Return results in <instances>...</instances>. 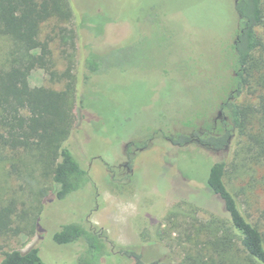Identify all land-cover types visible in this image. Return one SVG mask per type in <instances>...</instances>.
<instances>
[{
    "label": "rangeland",
    "instance_id": "374dc122",
    "mask_svg": "<svg viewBox=\"0 0 264 264\" xmlns=\"http://www.w3.org/2000/svg\"><path fill=\"white\" fill-rule=\"evenodd\" d=\"M75 1L87 14L86 56H98L99 69L90 73L84 65L87 79H80L81 48L58 35L50 44L52 71L60 77L71 68L72 79L52 80L35 68L22 71L21 82L24 89L58 91L72 84L75 128L67 147L90 180L59 200L52 165L39 162L35 151L0 147V206L14 210L13 231L0 232V261L5 252L36 247L46 264H79L88 248L83 239L67 245L53 239L76 223L104 246L98 264H185L191 244L181 228L171 232L174 215L197 223L221 218L231 226L223 201L207 185L220 161L228 163L225 181L241 211L264 232V165L242 162L238 131L219 151L190 139L220 133L223 120H215L225 101H253L248 88L230 99L235 71L227 69L225 50L238 30L236 0ZM56 24L45 23L40 39L54 37ZM64 26L80 28L75 19ZM258 33L264 56V25ZM18 49L0 37V65ZM133 142L143 150L129 173L120 165L128 158L124 146L133 151Z\"/></svg>",
    "mask_w": 264,
    "mask_h": 264
},
{
    "label": "trees",
    "instance_id": "16d2710c",
    "mask_svg": "<svg viewBox=\"0 0 264 264\" xmlns=\"http://www.w3.org/2000/svg\"><path fill=\"white\" fill-rule=\"evenodd\" d=\"M235 12L236 38L225 50L227 69L235 71V76L230 78L235 93L230 99L238 98L248 88L253 101L249 103L246 99L242 105L225 101L221 105L222 117L225 113L228 120H223L218 136H210L205 142L226 148L238 131L243 139L238 156L244 164L259 166L264 165V56L258 55L263 49L258 28L264 25V0H237ZM97 14L101 15L100 12ZM83 17L87 18V14L82 16L75 0H0V37L11 40L19 48L8 65H0V147L35 151L40 157L39 162L52 165L51 180L59 200L83 188L90 180L88 172L82 169L67 147L75 128L70 106L72 84L63 91L45 86L24 89L21 72L41 68L52 80L72 79L71 68L60 77L52 71L50 44L58 35L63 44H71L75 49L77 42L81 48L80 79L82 76L87 79V74L83 75L84 65L90 73L96 72L100 60L98 56H86L83 30L86 19ZM74 19L80 27L76 33L64 26ZM50 20L57 22L53 26L54 37L49 34L41 40L42 26ZM227 175L228 163L216 162L210 170L207 185L223 201L230 227L215 217L206 223L181 220L179 215L170 219L171 232L181 228L179 232L187 233L186 240L191 244L185 264L188 260H191L190 264H264V232L241 211L236 195L225 181ZM262 179L264 182V174ZM13 213L12 207L0 206L2 234L13 231ZM53 239L59 245L83 239L88 248L79 264H98L104 250L96 237L76 223L63 226ZM0 264L46 263L39 249L32 247L26 252H5Z\"/></svg>",
    "mask_w": 264,
    "mask_h": 264
},
{
    "label": "flooded vegetation",
    "instance_id": "af4514ba",
    "mask_svg": "<svg viewBox=\"0 0 264 264\" xmlns=\"http://www.w3.org/2000/svg\"><path fill=\"white\" fill-rule=\"evenodd\" d=\"M224 104V103H223ZM222 104V105H223ZM222 113H223V110L221 109V111L219 112V114H218V117H217V120H215V123L216 124H218V119H220V120H228L227 119V117L226 118H224V119H222L221 117H222ZM221 122H223V121H221ZM215 124V125H216ZM219 135V134H218ZM217 134H213V133H210V135L209 136H212V137H215V136H218ZM190 139H192V141H195L199 146H201V147H203V148H208V149H212V150H214V151H219V148H217V147H215V145H213L212 143L210 144V143H206L205 141H202V139L200 138V137H198V138H194L193 136L192 137H190ZM182 139L181 138H179V141H181ZM137 144L138 143H135V142H133L132 143V146H136V148L133 150V151H130V147H131V145L130 144H126L125 146H124V148H125V152H127V161L126 162H124L123 164H121L120 165V168H124L127 172H129V173H131L132 172V168H131V162H132V158L136 155V153L138 152V151H141V150H143V148H142V146H140V147H137ZM227 148V147H226Z\"/></svg>",
    "mask_w": 264,
    "mask_h": 264
},
{
    "label": "water",
    "instance_id": "95a60500",
    "mask_svg": "<svg viewBox=\"0 0 264 264\" xmlns=\"http://www.w3.org/2000/svg\"><path fill=\"white\" fill-rule=\"evenodd\" d=\"M236 3H237V0H236Z\"/></svg>",
    "mask_w": 264,
    "mask_h": 264
},
{
    "label": "crops",
    "instance_id": "0c3cea01",
    "mask_svg": "<svg viewBox=\"0 0 264 264\" xmlns=\"http://www.w3.org/2000/svg\"><path fill=\"white\" fill-rule=\"evenodd\" d=\"M209 208V207H208ZM213 212V211H212Z\"/></svg>",
    "mask_w": 264,
    "mask_h": 264
}]
</instances>
